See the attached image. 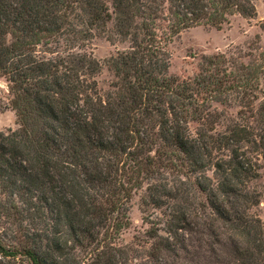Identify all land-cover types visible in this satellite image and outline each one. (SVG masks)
I'll return each mask as SVG.
<instances>
[{
  "label": "trees",
  "instance_id": "obj_1",
  "mask_svg": "<svg viewBox=\"0 0 264 264\" xmlns=\"http://www.w3.org/2000/svg\"><path fill=\"white\" fill-rule=\"evenodd\" d=\"M255 13L254 0H0L18 125L0 131V264H264L249 185L264 162V50L167 72L180 32ZM96 37L127 43L105 90L85 50ZM138 190L145 239L119 244Z\"/></svg>",
  "mask_w": 264,
  "mask_h": 264
},
{
  "label": "rangeland",
  "instance_id": "obj_2",
  "mask_svg": "<svg viewBox=\"0 0 264 264\" xmlns=\"http://www.w3.org/2000/svg\"><path fill=\"white\" fill-rule=\"evenodd\" d=\"M254 3L256 13L251 18L234 15L230 17L229 23H224L219 28L200 25L180 32L168 45L170 58L167 72L177 80H181L196 71L202 55L229 53L235 47H240L246 53L250 51L249 45H257L260 46L259 50H264V0H254ZM126 47V42L111 41L105 37H96L85 47V50L91 52L99 61V71L94 76L99 89H107L113 78L105 64L106 60L116 51ZM250 59L244 55L241 57L244 62ZM261 85L264 86V79H261ZM9 97L7 81L0 76V131L4 132L8 129H16L18 126L14 111L6 106ZM213 105L220 111L235 114V107H226L218 103ZM190 127L193 129L194 123H191ZM215 127L217 130L222 128L218 124ZM261 164L263 167L259 169L258 177L249 185L258 193V203L251 208V212L260 218L264 228V162ZM142 191L135 192L128 203L129 225L121 231L117 241L119 244L137 245L142 243L141 238L145 239L143 232L148 225L143 222L142 217L152 209L142 206L140 199Z\"/></svg>",
  "mask_w": 264,
  "mask_h": 264
}]
</instances>
